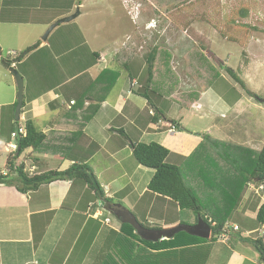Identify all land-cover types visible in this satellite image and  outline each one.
Here are the masks:
<instances>
[{
	"label": "crops",
	"instance_id": "crops-1",
	"mask_svg": "<svg viewBox=\"0 0 264 264\" xmlns=\"http://www.w3.org/2000/svg\"><path fill=\"white\" fill-rule=\"evenodd\" d=\"M116 1L0 0V25L5 26L7 30L11 28L20 29L22 35L24 30L28 31L30 28L35 27L31 30V35L25 39L24 44L19 42L13 44L27 50L32 48L34 43L36 45L40 44V48L43 50L48 49L51 46L50 41L57 35L59 40L56 41V39L53 46H51L55 47L54 52L60 51V47L63 46L61 43H64L60 42V39L63 38L68 39L66 42L71 40L70 43L73 41L75 44V42L80 41L85 36L87 42L92 45L93 40L97 36L94 35L96 24L95 22L93 23L95 20L94 11L108 2L113 5V9H120V4H113ZM78 12L79 15L76 19L55 27L45 40L46 31L57 21L75 15ZM107 13L109 14V12ZM109 19L117 27L112 26L111 30L114 31L115 29L116 32H122L120 25L115 22V19L110 17ZM151 21L154 23V20L147 21L141 25L142 29L140 27L138 30L125 31L122 32L125 33L122 36L118 35L114 36V38L121 40L122 37L128 36L135 41L136 39H142L139 34L142 32L141 30H145L147 27L150 28ZM62 25L64 26L60 28ZM91 25H93L94 31ZM155 29L153 31H156ZM113 39H107L111 42V44H108V41L106 42L107 51L91 49L92 53H99L100 58L104 54L105 57L103 58L110 60L109 62L107 60V64L98 60V63L89 66L86 72L75 78H69L66 82L58 80L61 74L58 73L57 75L54 73L57 82L55 86H47L44 94L39 96L38 99L27 103L21 112L20 121H22V124H25L27 120H32L37 126L38 118L47 114L51 103L57 109H61V107L56 106L61 102L58 98L62 97L64 99L66 95L68 97L74 94L70 96V100L66 101L68 105L66 113H68L73 107L71 102L76 101V96L96 95L103 101L99 105L101 106L100 113H97L96 117L85 126L83 129L85 133H80V119L78 118L81 116L78 112L72 113L76 120L74 121L75 123H72L74 127L72 126L71 129L62 122L68 121V118H70V115L64 113L59 118L61 122L53 120L43 126L40 125V128L37 126L47 135L44 145L37 150L27 149L16 158L18 146L9 141L13 140L12 136H10L11 139H8L9 136L7 138L3 133L8 124L3 128L2 123V132L0 131V174L6 175L10 172L8 167L10 158H13V167L29 164L35 168L32 176L50 171H66L73 164L82 162L92 168L104 197L111 202H105L101 198L96 199V191H92L89 186L79 181H55L48 185H42L28 194L20 192L16 187L0 184V264H147L146 261L148 259L152 260L153 257L159 259V264H179V262L180 264H189L192 259L196 260V262L193 261L194 264H203V257L206 258V253L209 255L204 264H220V262L222 264H264V260L261 259L260 255L251 250L252 244L249 242L250 240H262L264 243V224H258L254 229L251 228L253 222L256 224L257 213L261 206L264 205V192L257 193L252 189V183L257 181L253 180L243 184V179H228L230 175L227 171L226 175H224V164H222L224 172L221 174L223 182L221 181L220 184L224 187L223 190L226 197L231 199L233 193L238 199L235 204L237 210H233L230 213H233V217H237L243 210H247L246 220L249 221L250 227L247 226L249 229H243L240 223L234 222L232 224V219L227 216L222 221L225 224L238 225L240 227L239 234L231 233L228 241H221L212 231L210 239H203L205 242H197L195 245V242H193V248L180 251L167 246L156 247L155 245H148L146 242L151 241L142 238L132 225L123 222L124 218L136 219L140 225L153 231L171 229L185 223L184 220H180V216H182L184 211L179 210L169 200L160 198L147 191L155 171H148L147 168L136 162L131 145L126 143V145L108 147V145H93L91 143V141L96 140V136L97 138L99 137L98 134L106 132V129L109 128L107 126L109 122L106 120L113 113L116 115L120 114L126 120L125 124L129 123L133 129H136L135 125L143 128L142 131H144L139 132L141 134L137 137L138 139L134 138L135 141L140 139L142 133L148 132L149 117L146 119L142 115V112L148 109V104L144 98L138 95L139 89H137L140 86L138 82L143 84L146 77V65H143L139 69L140 71L137 68L136 71L133 70L138 73V78L131 80L128 77L125 85L127 87L115 95V98L111 95L114 88L110 92L105 89L109 82L106 85L103 84L104 86L101 84L95 86L92 83L106 69L117 66L115 65V60H113V56L116 55L113 49L119 46H121L119 50H123V48L119 44L120 40L112 41ZM0 51H2V47ZM88 51L80 52L78 64L77 62L74 64L77 69L83 64L90 62L91 57ZM108 51L112 52L111 58L108 56ZM137 58H127L124 62L132 60L131 62L136 64L138 60H142L143 56ZM23 60L24 58L21 59V61ZM143 60H146L145 56ZM66 70H68L67 67ZM64 72L65 69L63 68L62 74ZM83 74H88V78H82ZM110 80L112 81V77H110ZM119 82L120 80L115 85ZM133 82H137L138 85L132 87ZM15 89L16 93L14 92L11 98L0 99V107L10 108L17 103L18 87ZM62 89L65 91L62 92ZM249 91L258 95L257 91ZM205 95L204 93L203 99L201 98L204 105L199 101V105L203 108L210 103V99L205 97ZM240 95V98L235 102L233 101L231 105L226 101H222L224 104L218 108V121L209 123L208 132L217 134V140L221 141H219L220 144H228L229 141L231 143L235 142L236 144H233L235 150L248 151L249 156L245 152H242L241 156L242 160L246 161L251 158V153H258L264 148V109L261 108L264 105L257 98L250 97L244 91L243 93L240 92ZM219 99H221V96ZM4 100L7 102H3ZM90 103L88 100L86 101V105H90ZM85 108L86 106H84ZM198 114L200 116L205 115L204 112ZM8 115L10 118L11 114ZM66 115L67 119L62 120ZM148 115H150L149 110ZM215 119L216 117H212V121ZM102 120L104 121L102 122ZM39 123L41 124V121ZM162 123H167V121H161L158 126H153L156 132L162 128ZM96 125H101L102 128L97 129L95 128ZM231 126L234 127L231 128ZM9 130L6 129V133ZM123 130L125 131L124 128ZM125 132L122 134L129 136L130 132ZM166 132L174 135L175 128H169ZM57 133L67 134V136L59 138V136H55ZM77 134L84 137L82 140H77L81 143L80 145H76L75 138H79L75 137ZM196 136L201 138V134ZM3 141L6 144L3 145ZM13 145L17 146V148L12 149L11 146ZM2 148H4L6 153H2ZM123 152H126V157H122ZM126 161L132 164L131 172L124 166ZM250 161L252 160L250 159ZM12 173L13 175L16 174L14 171ZM136 173H138V176L132 177ZM146 174H152L148 184L145 181L142 182V178ZM129 176L130 178H128ZM232 183L233 186L236 183V188L232 189ZM110 206H113V208H109ZM116 212L122 217L118 218L115 215ZM186 217L191 218L189 216ZM106 219H112V223L106 225L104 222ZM211 219H214V217L211 216ZM181 221L184 223H181ZM196 223L197 219L194 224H185L195 225ZM254 231L257 236L252 239L249 238ZM261 231H263V238L260 236ZM170 239L164 238L157 243H166ZM186 241V244H188L190 239L186 238ZM210 246H213L212 251L207 252L206 248ZM140 251L142 259L137 262V256ZM225 252L231 256L228 261L222 262L219 258ZM153 263L157 264L156 262Z\"/></svg>",
	"mask_w": 264,
	"mask_h": 264
},
{
	"label": "rangeland",
	"instance_id": "rangeland-1",
	"mask_svg": "<svg viewBox=\"0 0 264 264\" xmlns=\"http://www.w3.org/2000/svg\"><path fill=\"white\" fill-rule=\"evenodd\" d=\"M138 2L141 4V12L139 19L135 21L130 15L132 6H128L131 8L129 10L122 0H117L116 3L113 2L116 5L120 4V9H113V5L108 2L94 11L95 20L93 23H96L95 31L93 25L91 26L94 35L97 36L93 40L92 45L87 42L85 36L80 41L75 42V44L73 41L70 43L71 40L66 42L68 39L63 38L60 39V42H64L61 43L63 46L60 47V51L54 52L55 47L51 46H53L56 39V41L59 40L57 35V37L50 41V48L45 50L38 48L27 55L23 61H19L20 64L16 66V71L24 79L25 106L30 101L38 99L39 96L43 95L47 86H55L57 83L55 74H61L59 76L60 79H58L61 82H66V80L72 78L73 73L77 69L74 64L76 62L78 64L80 52L89 50L90 57L93 58L92 48L107 51V39H113L114 36L118 35L122 36L125 34L122 32L125 31L138 30L145 22L154 20V23L151 21L150 23L152 24L150 25H153L156 31H153V28L149 27L141 30L142 32L138 34L142 39H136L135 41L132 40V37L125 36L121 40L117 38L112 40H120L119 44L122 45L123 50H119L121 46L113 49L116 54L113 56V60H115V65L117 66L111 69L119 73L118 80L120 82L115 85L111 95L115 98V95L127 87L125 85L127 84L129 73L124 69L123 62L127 58L138 59L137 57L143 56L141 61H137L136 67L133 69L135 71L139 70L143 65H146V60H143L144 56L146 59L151 49L158 47L159 55L153 71L154 78L151 88L162 96L159 108L164 112L166 118L175 120L179 115L183 120L181 121L179 130L176 129L174 135L166 132L169 128L168 123H162V128L158 129V132L155 131L152 125H149L147 127L148 132L142 133L139 139L141 141H138L146 144L152 142L159 143L171 151L168 163L177 165L182 169L188 186L195 191L197 199L202 207L206 209L207 214L220 221L229 216L232 219V224L234 222L240 223L243 229L247 228V226L250 227L249 221L246 220L247 210H243L237 217H233V213H230L233 210H237L235 204L238 202V199L232 192L231 199L226 197L223 190L224 187L220 183L222 181L221 174L224 172V169V175H226L227 171L230 175L228 178L230 180L245 178L244 176L250 171L249 164L251 161L249 158L246 161L242 160V152H245V150H235L233 146V144H236L235 142L231 143L229 141L228 144L232 146L227 143L220 144L221 141L217 140L218 135L215 133L211 134L208 132V129L210 128V122L218 121L219 106L223 105L225 101L231 105L240 92L243 93L244 91L246 93V90H254L257 91L260 98L264 99V0H138ZM240 9L244 11L247 9L249 11L248 16L244 19L239 18ZM109 17L115 19V22L120 25L122 32H116L115 29L114 31L111 30L112 26L115 27V25ZM230 18L235 19V24L229 22ZM63 26H60V28ZM33 28L35 27L30 28L28 31L24 30L22 35L20 29L11 28L7 30L5 26L0 25L1 58L6 61L10 60L9 53L15 52L17 58L13 61L19 60L27 49H23L21 46H14L13 44H17L18 42L24 44L25 39L31 35ZM49 30L50 28L44 36L47 35ZM133 36L135 37V35ZM108 44H111V42L108 41ZM35 45L36 43H34L33 47ZM111 55L112 52L108 51L110 58ZM101 56L105 57L104 54ZM85 58L88 59L87 56ZM103 59L101 61L105 64L110 61L107 59V62L105 58ZM66 67L68 70H66ZM63 68L65 72L62 74ZM227 68L233 70L232 75L227 72ZM145 75L143 85L148 80L147 68H145ZM242 84H244L246 90L242 87ZM16 87L17 81L14 74L0 63V99L11 98L14 92L16 93ZM139 88L140 86L137 89ZM64 91L62 89V92ZM204 93L206 94L205 97L210 99V103L204 107L205 109L199 105V101H201V98L203 99ZM73 95L71 94L70 96ZM70 96L67 97L66 95L64 99L62 97L58 98L61 102L56 106L61 107V109H57L51 103L47 114L44 117L38 118L41 124L37 121V126L40 128V125L43 126L45 123L53 120L61 122L59 118L67 112L68 105L66 101L70 100ZM220 96L221 99H219ZM3 102L7 101L4 100ZM77 103L78 105L74 101L71 102L73 107L71 111L66 113L70 115V118H68V121H62L69 126V129L72 128V123L76 120L72 113L78 112L81 116L78 119L82 121L83 111L90 106L86 105V101L83 102L82 100L77 101ZM201 103L204 105L202 101ZM260 103L264 105V103ZM84 106H86L85 109ZM261 108L264 109V106ZM100 109L101 106L92 115L91 121L96 117L97 113H100ZM203 112L205 115L200 116L198 114H202ZM8 114H11L10 108L0 107L1 132L2 123L3 128L8 124L6 129L9 130L13 128L16 122L15 119H11V116L9 118ZM88 114L86 113V116ZM142 115L148 119V109L143 111ZM66 117L67 115L62 120L67 119ZM212 117H216V119L212 121ZM106 121L111 123L107 125L109 128L106 129V132L98 134L99 137L97 138L96 136V140L91 141L93 145H108V147H113L112 145H126L127 141L122 132H130V138L135 141L134 138H137L141 134L139 132L143 129L135 125L136 130L129 123L125 124L126 120L120 114L116 115L113 113ZM18 124L20 127L22 121H19ZM233 127L231 126V128ZM39 128L38 130H40ZM95 128L101 129L102 127L101 125H96ZM6 129H4L3 133L7 138L9 136L8 139H11L10 130L6 133ZM80 133L85 132L80 129ZM198 134H201V138L196 136ZM55 136L63 138L67 134L57 133ZM208 136L215 142L208 139ZM75 137H79L75 138V140L76 145H80L81 143L77 140H82L84 137L78 136V134ZM9 141L16 145L15 139ZM1 151L2 153H6L4 148ZM245 153L249 156L248 151ZM123 156L126 157V152L122 153ZM222 164H224V169H222ZM124 166L131 172L132 164L129 161L124 162ZM148 171L154 170L148 169ZM150 175L152 174H146L143 178L141 176L142 182L145 181L148 184ZM137 176L138 173L132 175L134 178ZM252 185L255 189L259 188V184L253 182ZM231 186H233V183ZM234 188H236V183H234L232 189ZM186 216L191 218H187ZM180 217V220L182 219L188 224H194L197 219V216L189 210L184 211ZM258 224V222L256 224L253 222L251 228L254 229ZM262 232H260L261 237ZM232 233L239 234V232ZM256 236L257 234L254 231L249 238L252 239ZM249 245L251 244L249 243ZM251 246V250L257 252L256 248L253 245ZM212 248L213 246L206 248L207 252L212 251ZM141 255L140 251V254L137 256V262L141 261ZM208 255L206 253V258L203 257V264ZM230 256L225 252V254L220 255L219 259L222 262H226L230 259ZM193 261L196 262V260L192 259L189 264H194ZM146 262L147 264H154L153 262L159 264V259L153 257L152 260L148 259ZM220 264L222 263L220 262Z\"/></svg>",
	"mask_w": 264,
	"mask_h": 264
},
{
	"label": "trees",
	"instance_id": "trees-1",
	"mask_svg": "<svg viewBox=\"0 0 264 264\" xmlns=\"http://www.w3.org/2000/svg\"><path fill=\"white\" fill-rule=\"evenodd\" d=\"M248 10L245 9L241 10L239 13V18L244 19L248 16ZM229 22L235 24V19L230 18ZM237 22V20H236ZM40 48V44L36 45L35 47L29 48L26 52V55L24 56V59L27 57V55L31 54L33 51ZM159 55V49L158 47L152 48L149 54L146 57V68L148 73V80L145 85L140 84L138 95L142 98H144L147 101L148 104V110H149V119H148V125L152 126H158L160 122L167 121V125L169 128H175L179 130L180 128V121L182 120V117H178L175 120H169L166 118L164 112L159 108L160 101L162 100V96L156 92L154 89L151 88V84L153 81V71L155 69V61L157 60V57ZM90 62L83 64L80 66L76 72L73 73V77L79 76L80 74L86 72L89 66L92 64H97L98 60L100 59L99 53H93ZM10 59V58H9ZM21 61V60H20ZM10 64H12V60H7ZM20 62L16 64L19 65ZM125 70L127 73H129V77L131 80H134L138 78V73L134 72L133 69L136 66L134 62H126L124 63ZM227 72L229 74H233V70L231 68H227ZM72 77V78H73ZM87 77L88 74H83L81 76ZM110 77H112V81L110 80ZM119 78V73L117 71H114L112 69H106L100 77L95 81L92 82L93 85L99 86L100 84L103 85L108 83V86H105V89H107L108 92H110L117 80ZM111 82H110V81ZM104 86V85H103ZM242 87L246 90L244 84H242ZM246 93L250 97L260 98L255 93L250 92L249 90H246ZM82 96V95H81ZM240 93L238 94V97L234 100H238L240 98ZM78 97V98H77ZM76 105H78L77 101H89L90 106L84 111L82 121H80V129L83 131L85 126L91 121L92 115L97 112L99 109V105L103 102L102 99L97 97L96 95H86L84 97L76 96ZM81 99V100H80ZM97 103V104H96ZM17 103L10 107L11 109V119H15V111H16ZM25 107V103L23 105V108ZM152 112V113H151ZM86 113H89L86 116ZM19 122H15L13 128L10 129V135L18 130ZM25 126L27 129V135L26 137L18 136L15 141L16 145L18 146V155L16 158H18L24 151L27 149H33L37 150L47 140V135L38 130V128L35 126L34 122L32 120H27L25 122ZM168 128V129H169ZM123 133V132H122ZM127 143L131 145V149L133 152V157L135 158L136 162L147 169H152L155 171L154 176L152 177L147 191L149 193H152L154 195L159 196L160 198L169 200L171 203H173L176 207L179 208L181 211H192L197 216V222L199 218L203 219L205 222H207L211 227L214 234H218L220 230L224 227L225 222L220 221L218 219H211V216L207 215L206 209L202 207L199 200L196 197L195 191L188 186L187 180L183 174L182 169L174 164L168 163V159L170 157L171 151L159 144V143H143L137 141H133L128 135H124ZM211 141L215 142L211 139L210 136L207 137ZM6 144V142H3V145ZM15 158V157H14ZM252 161L249 164L250 171H248V176H244L243 178L244 182L243 184H246L248 182L257 181V184L264 183V148L258 152V153H251ZM14 162L13 158L9 159L8 161V167L10 172L6 175L0 174V184H5L8 186L16 187L20 192L24 194H28L31 191L37 190L42 185H48L55 181L59 180H71V181H79L82 183H85V185L89 186V188L92 191H96V199L101 198L103 201L110 203L108 199L104 197V194L100 188L99 181L92 170V168L85 163H75L73 164L68 170L66 171H50L47 173H43L40 175H34L29 176L25 172V166L20 165L18 167H13ZM248 167V168H249ZM16 172L15 175H13L12 172ZM251 172V173H250ZM253 172V175H252ZM205 178V176H203ZM208 182V181H207ZM228 195V194H227ZM216 223L215 226H212L211 222ZM256 221L260 224H264V205L261 206L257 213ZM181 223H184L181 221ZM186 238L190 239V242L188 244L186 241ZM213 238V237H212ZM249 240V239H248ZM165 242V241H163ZM193 242L194 245L197 244V242H205V240L191 236L185 232H181L177 235H175L172 239H170L169 242L166 243H151L146 242L148 245H155L156 247H171L174 250H186L193 248ZM251 244L256 248L257 252L260 254L261 259L264 260V243L262 240H250ZM163 244V245H162Z\"/></svg>",
	"mask_w": 264,
	"mask_h": 264
},
{
	"label": "water",
	"instance_id": "water-1",
	"mask_svg": "<svg viewBox=\"0 0 264 264\" xmlns=\"http://www.w3.org/2000/svg\"><path fill=\"white\" fill-rule=\"evenodd\" d=\"M79 15V12L76 13L75 15L71 17H67L64 19H61L57 21L48 31L45 40L48 36V34L58 25L64 24V23H69L72 22L74 19H76ZM26 53H24L19 60H16V63H18L21 59L24 58ZM0 63H2L6 68H9L10 64L1 58L0 55ZM11 72L14 74L16 81H17V87H18V95H17V106H16V111H15V121L19 122L20 121V116L21 112L23 109L24 105V79L22 75H20L17 71L16 68L14 67ZM258 100L262 103H264V99L258 98ZM122 207V206H121ZM109 208H113V206H110ZM118 218H121L122 216L116 212L115 214ZM124 223H128L134 227V229L137 231V233L144 239L151 241V242H159L164 238H173L175 235L185 232L191 236L198 237L201 239H210L211 238V233H212V228L211 226L205 222L203 219L199 218L198 222L195 225H188V224H179L178 226L171 228V229H166V230H158V231H153L150 229H147L140 225V223L136 219H130V218H124L123 219Z\"/></svg>",
	"mask_w": 264,
	"mask_h": 264
},
{
	"label": "built area",
	"instance_id": "built-area-1",
	"mask_svg": "<svg viewBox=\"0 0 264 264\" xmlns=\"http://www.w3.org/2000/svg\"><path fill=\"white\" fill-rule=\"evenodd\" d=\"M122 1H123V3H125L127 5V7L129 5L132 6L131 7L132 9L130 7H128L129 10L131 9L130 15L132 16L134 21L138 20L139 16H140V12H141V4L138 2V0H122ZM9 58L12 60L13 65L16 67L17 63H16V61H13V60L15 58H17V54L15 52H10L9 53ZM101 60H104V59L102 58ZM136 85H137L136 83H133L132 87H135ZM21 135L23 137H26V135H27V129H26L25 124H22L18 128V130L12 134V138L16 139L18 136H21ZM11 147H12V149H16L17 148V146H14V145L11 146ZM34 170H35V168L31 167L29 164H27L25 166V172L28 173L30 176L33 175ZM252 189H254L257 193L263 192L264 191V183L259 184V188L258 189H255V187L252 185ZM104 222H105L106 225H110L112 223V219H106ZM211 223H212V226L216 225V223H214V222H211ZM239 231H240V227L238 225H231L229 223H226L224 225V227L220 230V232L216 236L221 241H228L229 240V236H230V234L232 232H239ZM263 237H264V234H263Z\"/></svg>",
	"mask_w": 264,
	"mask_h": 264
},
{
	"label": "flooded vegetation",
	"instance_id": "flooded-vegetation-1",
	"mask_svg": "<svg viewBox=\"0 0 264 264\" xmlns=\"http://www.w3.org/2000/svg\"><path fill=\"white\" fill-rule=\"evenodd\" d=\"M9 63V62H8ZM10 64V63H9ZM4 66V65H3ZM15 66L13 65V63L12 64H10V66H9V68H6V69H9L10 71L11 70H13V68H14ZM16 68V67H15Z\"/></svg>",
	"mask_w": 264,
	"mask_h": 264
},
{
	"label": "clouds",
	"instance_id": "clouds-1",
	"mask_svg": "<svg viewBox=\"0 0 264 264\" xmlns=\"http://www.w3.org/2000/svg\"><path fill=\"white\" fill-rule=\"evenodd\" d=\"M150 24H152V23H150ZM150 28H153V29H155L153 25H152V26L150 25ZM133 83H135V82H133ZM136 84L138 85V83H137V82H136ZM254 183H255V182H254ZM256 184H257V183H256ZM211 228H212V227H211Z\"/></svg>",
	"mask_w": 264,
	"mask_h": 264
}]
</instances>
